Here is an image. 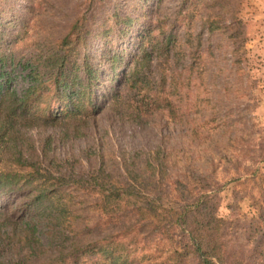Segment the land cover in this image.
<instances>
[{"label": "trees", "instance_id": "16d2710c", "mask_svg": "<svg viewBox=\"0 0 264 264\" xmlns=\"http://www.w3.org/2000/svg\"><path fill=\"white\" fill-rule=\"evenodd\" d=\"M165 1L140 0L141 15L149 17ZM176 1L172 9L191 11L184 20L199 23L198 32L191 23L179 35L177 18L168 27L167 16L134 31L133 17L116 10L118 22L125 25L122 31L137 35L135 44L130 40L122 52L103 46L108 41L92 52L90 28L83 32L79 20L56 45L37 43L27 55L11 47L24 35L36 5L30 1L26 12L0 4V147L13 165H0V200L5 201L0 208V264H264L262 246L252 261L245 255L249 243L231 241L208 172H199L192 163L193 146L216 147L218 134L212 128L224 136L234 126L232 110L220 104L229 83L220 92L215 85L217 96L212 92L213 97L205 98L212 106L199 108L200 96L192 102L185 95L193 79L208 78V69L199 67L204 53L215 54L225 39L234 50L242 48L244 27L233 21L238 27L232 30L222 16V3ZM71 36L85 39L83 55L73 53L76 39ZM102 115L111 126L117 122L132 128L130 137L146 134L154 116L165 115L187 129L191 141L171 145L169 132L150 146L121 148L117 160H108L110 131L96 123ZM214 122L218 124L206 128ZM31 126L60 127L62 137L93 141L85 151L88 158L95 156L96 166L79 170L69 160L47 163L55 137L49 134L40 149L27 134ZM233 180L260 192L258 199L251 196L259 217L245 231L249 242L254 235L264 243V175L254 169ZM149 240L156 244L150 254ZM18 244L16 258L8 260V247Z\"/></svg>", "mask_w": 264, "mask_h": 264}, {"label": "rangeland", "instance_id": "374dc122", "mask_svg": "<svg viewBox=\"0 0 264 264\" xmlns=\"http://www.w3.org/2000/svg\"><path fill=\"white\" fill-rule=\"evenodd\" d=\"M30 1L36 5V12L31 11L29 14L30 20L26 28L29 33H24L26 30L22 31L21 34L24 35H20L19 41L11 47H15L21 55L32 52L37 43L39 45L42 43H47L50 46L56 45L79 20L85 26L83 32L90 28V39L95 43L92 52L99 51L98 46L103 41H108L103 46H112L115 51L122 52L125 49V44L130 40L133 39L131 45L135 44L137 35L136 32L127 35L125 31H122V27L125 25L118 22L115 16L116 10L133 17L134 31L150 20L161 21L166 16L168 19L165 25L168 27L172 26L174 23L172 21L177 18L176 23L179 22L178 26H181V30L177 31L179 35L183 34V31L187 30L192 23L191 20H184V16H189L191 11L184 10L178 13L174 8L172 9V6L178 2L176 0H166L165 5L158 8L156 12L149 13V17L141 15L140 0H0V4L6 8L14 6L29 12L27 9L30 6ZM215 3H222L223 7L217 5L214 6V9L218 10L221 7L223 14L221 15L228 20V23L233 21L242 23L245 30L242 39H245V42L242 48L234 50L225 39L224 43L221 42L222 48L215 54L204 53V61L199 67L208 69V78L206 82H202L198 78L190 79V81L192 80L189 81L191 85L186 88L185 95L192 102L200 96L199 108L205 105L212 106L213 103L210 105L204 101L205 98L208 95L217 96L218 91L220 92L222 86L228 82L227 90L222 89L225 91L222 94H226V96L220 104L224 110H232L233 114L231 115L234 117L235 123L230 127V132L224 136H221V129L212 128L218 134L214 136L216 145H213L216 147L204 150H202L204 147H201V151L193 146L192 148L196 152L192 163L193 168L199 172H208L212 188L217 190L218 213L227 221L231 241L244 246L249 243V246H245V255L249 260L255 261L259 258L258 252L261 246L264 248V243L254 235L249 242L247 238L249 233L245 230L249 222L259 217L258 207L251 196L255 195L258 199L260 192L258 189L246 190L243 185H238L237 181L233 179L237 176L244 177L254 169H258L264 175V0L211 1L212 5ZM193 25L194 31L198 32L200 30L199 23ZM233 27L236 30L238 25L233 26L232 23V30ZM71 37L76 39L72 44L76 47L73 53L83 55L85 39H79L77 36ZM120 37H124L122 41H119ZM78 49L80 53H77ZM131 51L128 52L131 53ZM104 65L107 66L106 63ZM215 85H217L218 91L215 89ZM212 92L215 93L213 96ZM190 113L196 115V111ZM96 123L99 128L108 127L110 131L109 136H106L105 147L106 152L111 151L107 155L108 160H111V157L117 160L121 148L150 146L152 142H159L162 134L169 132L174 137L171 145L180 147L184 141L186 145L191 141L186 136L187 129L171 123L165 115L154 116L150 126L152 128L148 129L146 134L142 133L135 137L129 135L133 131L132 128V130L128 129L127 126L124 127L117 122L115 127L111 126L103 115L96 119ZM212 124L214 126L218 123H208L205 126L210 128ZM27 131V134L33 135V140L40 149L45 146L46 137L53 133L55 138L51 149L47 151V163L55 159L69 160L68 162L73 163L79 170H89L97 164L95 156L90 158L86 156L85 149L93 141L89 143L85 137L80 136L75 139L62 137L60 127L44 129L31 126ZM95 137L98 138L99 133H96ZM204 146L208 145L204 144ZM8 157L9 155L3 147H0V165L13 166L10 164L12 160L10 163L7 160ZM4 202V199L0 200V208ZM261 206L264 207V202ZM19 245L14 248L13 245L12 248L8 247L6 254L8 260L16 258L15 253ZM162 245L164 242L161 243ZM148 248L149 254L156 252L155 242L149 240Z\"/></svg>", "mask_w": 264, "mask_h": 264}]
</instances>
